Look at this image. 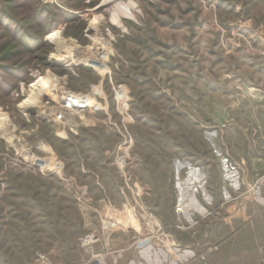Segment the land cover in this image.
I'll use <instances>...</instances> for the list:
<instances>
[{"label": "rangeland", "instance_id": "374dc122", "mask_svg": "<svg viewBox=\"0 0 264 264\" xmlns=\"http://www.w3.org/2000/svg\"><path fill=\"white\" fill-rule=\"evenodd\" d=\"M42 1L76 17L34 51L0 38L19 52L0 63L22 66L1 70L11 127L0 130V264H121L149 247L175 256L191 222L205 230L224 214L205 204L222 177L230 212L264 207V0H132L124 27L104 0ZM51 76L55 97L26 112L34 83ZM66 92L89 95L91 108L64 111ZM204 236L194 263L218 249ZM245 238L232 263L262 264L264 244L245 249Z\"/></svg>", "mask_w": 264, "mask_h": 264}, {"label": "crops", "instance_id": "0c3cea01", "mask_svg": "<svg viewBox=\"0 0 264 264\" xmlns=\"http://www.w3.org/2000/svg\"><path fill=\"white\" fill-rule=\"evenodd\" d=\"M253 154L255 156L260 155L259 153L254 152ZM262 156L263 158H260V160L264 162V155ZM222 178L223 179H221L220 181L221 196L215 198L206 196L205 199V204H214V207H212L213 209H218L219 207L223 208L222 213L224 214L221 215L222 217L220 216L221 218L217 222H214V224L208 222V228H206L205 230H198L196 224L197 222H191L189 228H187V231H185L187 232V234L185 233L182 236H178L176 234L178 230H175V236L177 235V237H180L176 240L180 246L179 248H176L175 256L167 253V251L164 249L158 247H149L148 249H143L139 253L133 250L127 251L124 254L121 264H153L155 257H158V259L162 257L160 259L162 262L158 261L156 264H170L171 262L172 264H180L179 262L181 259L182 261L185 260L189 262V264H233L232 262L235 261L234 259L236 253H240L242 251V244L241 241H239L241 237H247L244 241L246 243L245 249L252 246L256 247L260 244L263 245L264 207L253 204V207L251 208L252 210L249 213L252 214L254 212V217L245 214L244 210H241L239 212H230V207L227 206L229 204V201L226 200L228 196L226 189L229 185L226 184L227 181L224 179V177ZM260 197L264 198V192ZM225 206H227V208ZM226 216H228L229 218H225ZM175 226L176 229L179 228L177 225ZM180 229L182 228L180 227ZM180 232H182V230H180ZM199 232H201V234L205 233L204 243H207V245L210 243H217L218 249L216 252L207 255V259L205 260V262L199 263V261H196V263H194V260L197 258V255L200 252V250L198 249V245H200L203 241V239H199L201 237V234ZM140 255L142 258H139ZM163 257L171 258V262H166V258L163 259ZM255 257L257 258V256ZM247 259L251 258L248 257ZM247 264L252 263L249 260Z\"/></svg>", "mask_w": 264, "mask_h": 264}, {"label": "trees", "instance_id": "16d2710c", "mask_svg": "<svg viewBox=\"0 0 264 264\" xmlns=\"http://www.w3.org/2000/svg\"><path fill=\"white\" fill-rule=\"evenodd\" d=\"M20 8V13H13L14 8ZM57 13L64 15V19H59ZM76 17L59 9H51L48 3L42 0H0V27L4 29L0 38L9 34L14 44L19 43L22 49L19 51H34L35 47H41L44 44V33L54 29L60 23ZM44 31V32H43ZM8 44V43H7ZM9 45V44H8ZM8 45H2L0 50L5 52L0 61L8 60L10 55L18 54L17 50L8 49ZM8 72L9 76L22 71L21 65L10 63L2 65L0 63V85H8L7 79L2 71Z\"/></svg>", "mask_w": 264, "mask_h": 264}, {"label": "bare ground", "instance_id": "6f19581e", "mask_svg": "<svg viewBox=\"0 0 264 264\" xmlns=\"http://www.w3.org/2000/svg\"><path fill=\"white\" fill-rule=\"evenodd\" d=\"M128 1V0H127ZM104 5H110L112 6V19L115 25H118L120 27H124L122 22V17H131L135 12H138L137 4H135L132 0H129L128 2H125L124 0H104ZM97 18V19H96ZM97 23L91 26V28L95 31L98 29V24L101 23V18L96 17ZM59 33L58 31H53L52 34L49 37V41L57 44L59 43ZM71 57V55H69ZM69 58V57H68ZM67 59V56H66ZM72 61V58H71ZM69 65V64H68ZM71 67V66H70ZM54 77L51 76V79ZM52 82H44V81H37L34 83L32 87L31 96L27 97V99L23 102V107L26 112H33L35 109L43 107L46 103L47 98L55 97L53 93V89L59 84L58 79L54 78L51 80ZM56 90V88H55ZM91 103L90 106H92V101L89 99L88 101ZM75 111L76 109H72ZM57 120V119H56ZM58 123V122H57ZM10 122L8 118L3 117L0 115V130L6 129V126H9ZM59 124V123H58ZM11 127V125L9 126ZM12 132V131H11ZM64 131L58 130L56 132L57 136H64ZM11 134V133H10ZM9 134V135H10ZM48 147H44L43 150H48ZM42 161L36 162V165H40Z\"/></svg>", "mask_w": 264, "mask_h": 264}, {"label": "built area", "instance_id": "2783aa9c", "mask_svg": "<svg viewBox=\"0 0 264 264\" xmlns=\"http://www.w3.org/2000/svg\"><path fill=\"white\" fill-rule=\"evenodd\" d=\"M90 97L89 95L86 94H76V93H71V92H66L64 93V96L62 97V108L64 109V111L69 112V110L77 109L80 111L85 112L86 110L91 108V103H89ZM257 186V185H256ZM256 201L258 203H260V198H256ZM96 236L94 234L92 235H88V236H84L82 239H80V245L81 247H84L85 249L89 248L91 249L92 245L95 243L96 241ZM93 258H91V260H89L86 264H107V262L105 261V259L103 258V255H93ZM262 264H264V259L262 261Z\"/></svg>", "mask_w": 264, "mask_h": 264}]
</instances>
